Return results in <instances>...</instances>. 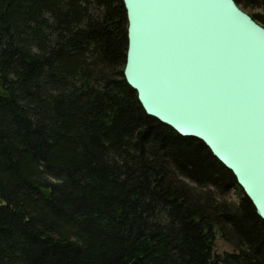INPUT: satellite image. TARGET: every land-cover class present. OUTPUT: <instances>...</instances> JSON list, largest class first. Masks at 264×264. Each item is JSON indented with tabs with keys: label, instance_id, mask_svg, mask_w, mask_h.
Returning <instances> with one entry per match:
<instances>
[{
	"label": "trees",
	"instance_id": "16d2710c",
	"mask_svg": "<svg viewBox=\"0 0 264 264\" xmlns=\"http://www.w3.org/2000/svg\"><path fill=\"white\" fill-rule=\"evenodd\" d=\"M128 28L123 0H0V264H214L217 234L215 264H264L234 172L127 82Z\"/></svg>",
	"mask_w": 264,
	"mask_h": 264
},
{
	"label": "water",
	"instance_id": "95a60500",
	"mask_svg": "<svg viewBox=\"0 0 264 264\" xmlns=\"http://www.w3.org/2000/svg\"><path fill=\"white\" fill-rule=\"evenodd\" d=\"M123 1L124 75L145 111L203 140L264 219V26L235 0Z\"/></svg>",
	"mask_w": 264,
	"mask_h": 264
},
{
	"label": "rangeland",
	"instance_id": "374dc122",
	"mask_svg": "<svg viewBox=\"0 0 264 264\" xmlns=\"http://www.w3.org/2000/svg\"><path fill=\"white\" fill-rule=\"evenodd\" d=\"M230 199L235 201L236 200L235 194H230ZM215 250H216V254H220V253L225 254L226 252L232 251V247L222 238L220 234H217V239L215 242Z\"/></svg>",
	"mask_w": 264,
	"mask_h": 264
}]
</instances>
